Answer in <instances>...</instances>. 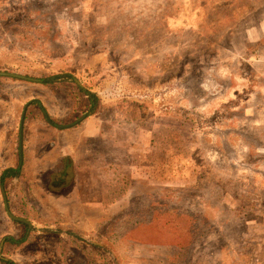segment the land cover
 I'll return each mask as SVG.
<instances>
[{
    "label": "rangeland",
    "instance_id": "rangeland-1",
    "mask_svg": "<svg viewBox=\"0 0 264 264\" xmlns=\"http://www.w3.org/2000/svg\"><path fill=\"white\" fill-rule=\"evenodd\" d=\"M255 1L119 0L106 6L121 7L114 13L106 7L98 13L83 6L74 13L90 12L93 25L77 29L64 25L78 40L61 32L57 40L70 52L59 58L45 52L48 47L39 40L42 32L24 31L29 25L24 19L20 27L0 33V73L40 81L0 79V172L15 164V158L21 165L20 127L27 100L46 99L54 124L67 126L75 120L74 110L82 116L80 108L74 109L86 101L79 87L96 95L107 113L119 118L116 155L111 161L92 162L97 182L93 196L104 183L109 187L114 175L130 181L114 204L97 194L96 207L77 209L83 216L75 210L78 227L57 226L68 236L60 248L57 242L50 244L54 256L42 244L38 235L42 229L30 234L27 230L26 243L17 249L8 247L6 239L0 241V264L5 260L17 264L16 252L26 264H264V50L257 51L264 46V13L252 14ZM7 9L0 0L1 14ZM65 16L66 23H72V13ZM117 21L121 32L113 29ZM0 22L4 32V20ZM131 23L130 33L139 38L126 35ZM111 51L128 56L125 63L120 60L121 67L110 63ZM182 65L188 67L183 70ZM53 76L64 78L43 84ZM32 105L35 120L40 108ZM27 120L23 138L25 142L27 132L31 146L37 128L32 118ZM16 141L19 157L14 155ZM66 170L72 172L66 167L59 178ZM33 179L23 175L13 180L8 188L12 196ZM19 197L26 198L24 193L16 196L14 211L38 222L37 208L31 209L32 202L20 205ZM133 201L140 206L160 202L163 212L201 213L202 228L209 233L186 243L179 236L171 239L173 235L143 237L141 228L127 224L134 217L126 213ZM44 215L49 217L48 212ZM5 233L16 239L22 234L15 226L0 236ZM125 234L142 238L131 241Z\"/></svg>",
    "mask_w": 264,
    "mask_h": 264
},
{
    "label": "crops",
    "instance_id": "crops-1",
    "mask_svg": "<svg viewBox=\"0 0 264 264\" xmlns=\"http://www.w3.org/2000/svg\"><path fill=\"white\" fill-rule=\"evenodd\" d=\"M33 102L40 108L38 112H35V120L31 116L32 107H34L32 105ZM26 111L27 121L32 118V124L37 128L33 132V135L36 134L37 138L31 140L30 146V142L28 144V134L25 132L24 161L23 165H20V171L23 169L21 176L31 175L34 177V183L28 184V187L21 189L20 193L15 192V196H12L11 190L8 189L10 194L7 199L10 201L9 207L11 205L12 209H10L14 213L16 196L22 193L25 194L26 201L19 197V204L29 205L32 202L31 205L33 206H31V209L37 208V211H39L38 222L27 220L42 229L43 234L38 235L43 239L42 244H47V252L51 254L49 255L54 256L55 251H50L51 246L57 242L59 248L62 247L63 242L67 239L65 236H68L58 232L56 227L59 225L72 228L74 226L78 227L76 223L80 222L76 221L75 210H86L96 207L93 203L99 201L96 198L97 194H101L100 197L106 199V193L109 192V187L105 185L106 183H104L105 188L100 193L96 192V197L93 196L95 192L92 190V185L97 182L94 180L93 172H95V167H93L92 162L98 160H102V162L111 161L110 159L116 155L114 149L117 141V123L119 118L109 115L107 108H105L101 113L94 116L87 117L84 115L87 118L85 121L83 120L84 122L81 125L80 121L82 119L67 126L55 125L54 114H52V110L47 105L46 99L41 98V100H38V98L34 99L33 97L27 100L23 115ZM78 114L79 112L76 114L74 110L73 115ZM45 123L46 126L44 125ZM76 123L79 124L73 126ZM53 129H55L54 133L56 134H53ZM40 130H42L41 133ZM31 160L33 161L29 163ZM66 167L71 169L72 172L70 173L69 170H66L63 172L65 173L63 177L59 178L60 171ZM96 173L98 174V172ZM119 177L123 178L122 176ZM116 178L118 176L115 177L114 175L112 182ZM61 179L63 180L61 181ZM87 192L91 194L90 197L86 195ZM46 212L49 213L48 218L44 215ZM78 214L82 215V212ZM82 224H84L83 221ZM58 255L59 257L62 256L61 250H59ZM13 256L17 264L27 263L23 261L21 253L16 252Z\"/></svg>",
    "mask_w": 264,
    "mask_h": 264
},
{
    "label": "trees",
    "instance_id": "trees-1",
    "mask_svg": "<svg viewBox=\"0 0 264 264\" xmlns=\"http://www.w3.org/2000/svg\"><path fill=\"white\" fill-rule=\"evenodd\" d=\"M119 0H90L87 2V0H5V4L8 6V9L4 11V15L0 12V20H4L3 27L1 29L4 32H0L1 34H5V32H10L13 27L18 26L20 24L21 20H25L28 26H25L24 31L29 32L31 34V30L38 29L40 32H42V37L39 38L40 42H42L45 46L48 48L45 50V52L54 58L63 57L66 55L69 51V48L62 42H58L57 38L61 39L62 34L61 32L65 33H71V28H62L64 25H73L72 29L79 28V26H87L88 24L93 25L92 21L93 18L90 16V12H77L74 13L75 10L83 7V6H89L94 11H97L100 13L104 7L107 6L109 2L116 3ZM133 0H127V3L132 2ZM136 1V0H135ZM139 1V0H138ZM139 3V2H138ZM138 3L133 4L131 6L132 10H135ZM255 5L257 8H252L251 12L253 15L255 14H262L264 13V2L261 1H255ZM121 7H115V8H108L106 9L111 12L119 11ZM23 12V15L19 16V12ZM72 13V23H66V14ZM127 15H130L129 13ZM255 17V16H254ZM2 22H0L1 24ZM23 24V22H22ZM120 22L117 21L114 26L115 31L121 32V30L116 27L119 26ZM122 25V24H121ZM20 27V26H18ZM130 28L128 29L127 36H130L132 38H139L137 33H130L133 32L134 25L131 23ZM117 29V30H116ZM23 30V29H20ZM59 30V33L57 32ZM81 33V32H80ZM125 34V33H121ZM139 36H142L139 34ZM68 37L71 38V40H78L77 35H74L71 33ZM75 38V39H74ZM262 41L261 43H263ZM264 50V46L260 45L257 48V51ZM120 51V50H119ZM218 51V50H217ZM128 58L126 53L123 52H115L111 51L109 52V60L110 63L114 66L121 67L122 63H125V58ZM122 60V63L120 62ZM121 65V66H119ZM182 65L181 69L185 70L188 66ZM190 70L195 71L193 68ZM188 72H190L188 70ZM191 74H194L193 72H190ZM195 73H197L195 71ZM64 77L62 76H53L49 77L46 80H43L44 85H53L56 83H59ZM1 79V78H0ZM3 80V79H1ZM160 81H165V78H162ZM79 92L83 93L86 101L83 103H77L75 106V109H81V115L83 116V111L85 110V115L87 117L94 116L96 114L101 113L105 107H103V104L101 100L96 96L92 95L91 93H85L83 89L79 88ZM9 95L6 94L4 99L7 98L8 100ZM24 110V109H23ZM77 112V110H75ZM82 116H73L74 122L79 120ZM73 122V123H74ZM18 141V140H17ZM16 141V151H15V157H19V147L18 142ZM15 144V143H14ZM15 147V146H13ZM9 148V151H12V148ZM7 148V150H8ZM14 163L10 167H4V169L0 172V234L1 232L6 231L8 226H15L19 227L21 229V238L16 239L14 237H11L9 234H3L2 238L0 236V241L3 239L5 240V244L13 249H17L21 247L24 243L27 241V230L28 228L21 224V223H14L12 222L7 214L4 207V198H3V190L7 192V198H9V192L8 188L11 185V182L13 180L20 178L21 171H20V160L16 159L14 160ZM130 181L125 180L124 178H116L113 180V182L109 186V192L106 193V199L110 204H114L117 202L121 197L124 196L125 192L128 190ZM10 203V201H9ZM10 208L12 209L11 205ZM132 208V209H131ZM163 204L162 203H149L145 204L144 206H140L139 203H134L128 207L126 213H129L131 216L129 217V221H127V224H129L130 228H141L143 237L144 235H149L150 237H153L155 235H159L160 237H165L166 239H175V236H179L181 241H184L183 243H186V241L190 240L191 242L199 241L202 237L207 236L209 232L206 233L204 228H202V225L204 224L205 220L202 218L201 213L197 215L196 213L188 212L187 210H181V211H174V213H170L167 210L163 212ZM132 210V211H131ZM17 216L16 212L14 213ZM169 216V218H167ZM225 217V215H222ZM219 216V217H222ZM23 217V216H22ZM132 219V220H131ZM144 219V220H143ZM222 221V218H218ZM126 224V223H124ZM165 224V226H162ZM113 229L115 227H112ZM171 230L174 232L172 233ZM130 232H133L131 230ZM126 239H129L131 241H139L141 239L140 236L135 235H127L125 234ZM170 237V238H169ZM164 238V239H165ZM162 239V238H161ZM160 239V242H161ZM183 239V240H182ZM181 245V243L179 242ZM183 249H186L185 246H181ZM190 254V253H189ZM2 264H15L12 261H3Z\"/></svg>",
    "mask_w": 264,
    "mask_h": 264
},
{
    "label": "water",
    "instance_id": "water-1",
    "mask_svg": "<svg viewBox=\"0 0 264 264\" xmlns=\"http://www.w3.org/2000/svg\"><path fill=\"white\" fill-rule=\"evenodd\" d=\"M0 78H8V79H13V80H20V81H25V82H34V83H40V81L38 80H34L25 76H21L18 74H11V73H0ZM26 114L27 111L24 113L22 121H21V130H20V156H21V166L23 165V161H24V155H23V151H24V128H25V121H26ZM87 117H83L82 120L80 122H82L83 120H85ZM79 123L74 124L73 126H76ZM4 197H5V210L7 213V216L9 217V219L13 222L16 223H21L23 225H25L28 230H29V234L30 232H32V230H39V228L33 224L32 222L28 221L27 219L15 216L9 207V203H8V199H7V195L6 192L4 191ZM4 245V243H3ZM2 245V247H3ZM2 249V248H1ZM1 252V250H0Z\"/></svg>",
    "mask_w": 264,
    "mask_h": 264
},
{
    "label": "bare ground",
    "instance_id": "bare-ground-1",
    "mask_svg": "<svg viewBox=\"0 0 264 264\" xmlns=\"http://www.w3.org/2000/svg\"><path fill=\"white\" fill-rule=\"evenodd\" d=\"M81 119H82V118H81ZM81 119H80V120H81Z\"/></svg>",
    "mask_w": 264,
    "mask_h": 264
}]
</instances>
